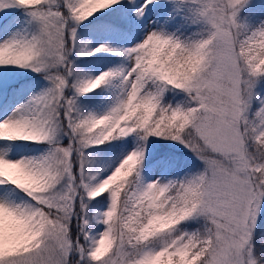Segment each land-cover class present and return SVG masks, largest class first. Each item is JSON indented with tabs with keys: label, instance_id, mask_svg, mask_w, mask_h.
<instances>
[{
	"label": "rangeland",
	"instance_id": "1",
	"mask_svg": "<svg viewBox=\"0 0 264 264\" xmlns=\"http://www.w3.org/2000/svg\"><path fill=\"white\" fill-rule=\"evenodd\" d=\"M7 1L0 7L21 3L30 10L0 26V59L9 54L0 77L13 76L11 85L18 80L0 90V230L20 238L0 264H259L250 236L264 209V21L242 34L252 0H194L190 12L212 37L211 47L197 48H212L207 74L199 72L202 60L193 81H204L209 100L201 107L199 140L189 145L193 155L184 152L206 167L198 208L206 239L198 240L197 231L176 227L178 206L168 193L182 169L170 174L165 159L139 164L138 137L125 120L136 103L148 110L154 101L151 91L142 93L145 57L178 41L166 30L164 1L131 0V32L109 22L89 26L79 15L89 0ZM98 81L106 88L94 94ZM124 168L137 182L126 204L131 210L117 221L133 236L113 240V184ZM77 203L86 253L77 234L79 252L71 258L70 229L44 207L66 217ZM194 240L202 242L198 250ZM137 241L143 245L132 248Z\"/></svg>",
	"mask_w": 264,
	"mask_h": 264
},
{
	"label": "trees",
	"instance_id": "2",
	"mask_svg": "<svg viewBox=\"0 0 264 264\" xmlns=\"http://www.w3.org/2000/svg\"><path fill=\"white\" fill-rule=\"evenodd\" d=\"M163 1L164 11L166 12L165 18H168L166 30L174 32L178 41L173 37L168 43L164 44L161 51L145 58L142 93L151 91L154 95V101L148 110L143 109L140 103H136L131 108L132 111L127 114V121L138 137L137 141L140 146L139 164L147 165L158 159H165L170 165V174H173L178 168L182 169V179L175 181L168 188V193L174 198L177 203L176 206H178L176 227H179L180 231H197V234L194 232V237L196 235L199 237L196 240L206 239L204 236L205 229L202 226L203 221L198 215L200 200L206 187V167L204 162L197 158L198 156H192L193 152L189 145H194L199 140L197 125L200 113L203 112L201 107L209 100L204 81L203 84H197L196 86L193 81L199 72L201 75L206 72L207 66L210 64L212 48L207 52H200L197 48L198 45H201L200 42L207 43L208 47H211L212 37L208 33V27L201 26L198 29L193 23L194 16L190 12L195 7L194 0H191V2L188 0ZM16 6H18V11L13 8L12 4H6L3 8H0V24H4L12 15L19 13L20 8H26L25 5L17 4ZM132 8L131 0H90L80 9L79 15L89 19V26H94L95 23L109 22L131 31L135 20ZM242 19L245 21L247 19L242 34L257 29L264 21V0H252L251 5L244 11ZM177 42L182 44L178 46ZM11 52L10 50L8 53ZM8 56L9 54L2 60L0 59V66L9 58ZM202 60L206 63V66L203 69L200 67L201 71L196 74V68L199 67ZM12 78L13 76L7 75L4 78L0 77L3 81L5 80L4 84L0 85V90L6 88L9 90L17 86L18 80L13 85L7 81ZM105 88L106 84L100 83L94 88L93 93L99 94ZM176 105L179 108L177 114L172 117L170 111ZM11 138L14 142L21 139L14 136H11ZM113 139L114 136L107 142H112ZM174 141L180 142L178 147H171ZM30 142L32 141L27 140L28 145ZM184 152H191L192 155ZM131 170L124 168L121 176L113 184V189L119 195L111 222L113 240H117L118 236L123 239L125 235L127 237L133 236L129 227H124L119 220L117 221L118 218L124 215V212L131 210L126 204L128 203V195L137 182L136 173ZM14 172L12 171V173ZM2 179L6 184H9L4 178ZM107 192L108 188L98 193L95 202L97 204L101 203ZM86 203L88 202L84 201V204ZM78 204L75 205L77 208L74 215L66 217H61L62 214L52 207H44L52 214L58 215L57 218L70 229L69 236L73 243L71 258L78 256L76 255L79 252L77 246L80 244L83 246L81 254L85 255L86 253L85 231L74 217L78 214ZM146 221L147 216H144L142 223L145 224ZM136 231L137 228L134 229V232ZM6 234L10 237H5ZM77 234L79 235L77 238H80L78 240L79 245L76 243L77 239L75 238ZM19 239L7 231L0 230V255L6 254L11 245ZM196 240L191 242V247L198 250L197 244L202 246V242L198 243ZM250 240L253 243L257 262L264 264V209L261 211L254 229H251ZM135 244V247L132 248L143 245L139 241ZM81 264H85V259L81 261Z\"/></svg>",
	"mask_w": 264,
	"mask_h": 264
}]
</instances>
